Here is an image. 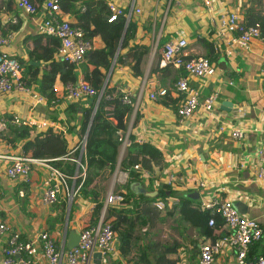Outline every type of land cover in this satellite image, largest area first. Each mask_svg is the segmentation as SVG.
Listing matches in <instances>:
<instances>
[{"label":"crops","instance_id":"crops-1","mask_svg":"<svg viewBox=\"0 0 264 264\" xmlns=\"http://www.w3.org/2000/svg\"><path fill=\"white\" fill-rule=\"evenodd\" d=\"M83 1L87 0L74 2V11L86 9L87 5ZM233 1L212 0L215 11L210 13L201 0H119V4L131 14V20L136 23L134 36L129 43L146 45L149 51L141 60L142 77L134 76L129 65L114 62L107 81L112 86L118 85L124 94L132 98L134 108L128 118L134 116L136 122L141 120L142 124L137 126L144 130L149 140L147 144L154 145L155 139L167 141L166 150L161 152L160 162L153 166L152 171L143 170L141 181L132 182L131 190L136 194L155 196L158 184H167L166 179L169 174H173L176 179L170 185L172 189L199 190L201 202L191 204H199L200 209H206L204 204L214 197L230 199L241 214L261 224L262 237L250 247L254 255H260L264 247V181L256 178V170L259 166H264L257 157V148L264 140V43L261 38H256L248 48L242 49L230 44L231 34L219 30L215 22L218 12L231 10L242 17V11H238L240 8ZM32 2L39 8V0ZM137 8L140 9L138 14L135 13ZM42 12V8H39L36 13L28 14L20 9L18 0H0V31H11L14 34L7 50L21 61L23 79L38 93L36 81L42 78L46 63L30 59L28 50H33L35 45L39 48L47 44L44 37H41L39 45L35 39L42 34L39 31ZM58 18L75 25H79L80 21L76 13L61 8ZM84 26L88 28L89 24L84 23ZM181 37L187 40L185 52L190 57L202 55L217 63L216 59L211 60L212 55L217 58L230 51L221 63L222 69H217L213 76L200 79L188 77L185 71L170 64L161 67L159 64L163 45L169 40ZM91 43L92 49L102 47L98 36L92 37ZM120 49L119 52L122 53L127 51V48ZM55 51L53 58L63 62L56 58ZM84 63L85 61L82 65ZM28 65L34 68L38 66V73L34 75L33 68H28ZM82 65L79 74L84 76ZM157 66L163 70L151 74L152 68ZM179 76L189 78L190 83L198 89L200 100L213 91L219 96L211 111L199 108L182 125L176 121V108L182 96L173 88V83ZM53 84L57 86L56 99L48 102L45 98L33 110L34 116L58 123L62 127L52 131L54 136L51 146L65 145L71 154L77 150L75 147L80 140L76 131H70L69 127H78L79 123L75 119L66 121L64 109L72 101L64 95L59 75H56ZM160 86L167 88V95L155 101L150 100L149 92ZM225 102L228 104H224ZM30 106L27 95L16 90L0 95V118L10 119L14 115L25 117ZM14 129L15 127H9L0 131V217L19 230L25 238H32L40 231L47 230L54 236L58 246L66 251L69 232L74 236L79 233L82 228L81 216L92 210L93 203L88 198L77 195L78 189L67 213V202L63 204L62 196L54 204L45 205L42 200V180L47 170L41 165H34L28 181L9 178L5 171L10 160L6 157L16 154L31 156L32 138L39 133L30 129L27 139H19ZM234 129L243 133L241 139L231 136ZM131 137L135 138V135ZM122 155L119 152L115 168L109 177V189L118 172H125V183L127 181V171L121 169V161H118L119 156L122 160ZM69 185L75 187L76 182L73 180ZM106 194L104 189L100 195L103 201L102 212L107 207ZM166 197V206L178 201ZM153 206L155 207L154 204ZM156 209L160 212L159 218L154 219L151 227L136 229V235L147 233L144 237L146 241L176 243L178 248L171 257L176 258L178 264H199V244L212 242L224 231L220 224L211 235H207L193 225L194 215L183 219L176 212L169 215L166 208ZM2 245L3 242L0 241V259ZM62 264H66L65 261ZM89 264H95L93 258ZM110 264L129 263L118 254ZM211 264H237L234 250L223 244L221 252L214 257Z\"/></svg>","mask_w":264,"mask_h":264},{"label":"built area","instance_id":"built-area-1","mask_svg":"<svg viewBox=\"0 0 264 264\" xmlns=\"http://www.w3.org/2000/svg\"><path fill=\"white\" fill-rule=\"evenodd\" d=\"M39 1V8L43 10L39 31L58 39L59 46L55 51L56 58L69 63L77 75L74 82L62 83L64 95L72 102L85 101L96 95L99 97L98 91L84 80L81 73L79 74L87 52L92 49V43L86 37L84 29L79 25L58 18L59 0ZM201 1L208 12L213 13L215 11L212 0ZM106 5L109 11V22L115 21L119 16L128 18L129 13L119 4V0H106ZM18 6L28 14H34L39 9L32 0H18ZM135 13H140V9H135ZM215 22L220 31L231 34L230 44L239 48L246 49L252 40L260 38L259 28L245 25L237 12L231 10L218 12ZM13 38L14 34L11 31L7 33L0 31V95L16 90L27 95L31 106L25 117L14 115L10 119L0 118V131H5L9 127L19 128L22 126H27L38 132H45L47 129L52 131L62 129L58 123L38 119L34 116L33 110L38 104L45 101V97L23 79L21 63L13 54L8 52L7 49L10 47ZM186 46L187 40L183 37L166 42L161 51L159 65L162 67L170 64L174 68L185 71L188 77L201 79L213 76L217 69H222V61L230 54V51H228L227 55L215 58L217 63H213L206 56H188L185 52ZM224 64H226V61ZM188 77L179 76L173 83L174 90L182 96L176 108V121L180 125L192 118L199 108L211 111L219 97L218 93L213 91L203 100H200L198 89L190 83ZM55 90H57L56 85L53 86V91ZM166 95L167 88L160 86L154 91H150L148 97L150 100L155 101ZM123 102L131 104L134 108L133 100L128 94H124ZM135 120L134 116H131L128 118L126 129L116 131L120 142V156L134 142L138 144L149 142L144 130H140L137 126V124H142L141 120L137 122ZM132 135H135V138H132ZM231 136L235 139H241L243 133L239 129H234L231 131ZM85 143L86 141L83 139L79 141V146L75 147L80 152L78 158H69L68 155L51 159L33 158L23 154L7 156L6 158L10 161L5 173L11 179L28 181L34 165L44 166L47 172L42 180L43 203L52 205L62 196L67 202V213L69 204L80 188L82 181L77 185L78 187L70 186L67 176L49 161L58 159L74 161L77 172L73 176V180L75 182L78 178L83 180L85 178V166L81 163L80 157L84 152ZM154 145L152 146L161 153L166 150L167 141L155 139ZM257 157L264 163V140L257 148ZM138 167V165L134 166L136 169ZM125 178V172L116 173L105 197L106 205L117 204L123 200V196L117 194L115 190L118 185L125 183ZM256 178L264 181L263 165L257 168ZM175 179L173 174H169L166 183L172 185ZM154 205L160 210L166 208V204L162 200L156 201ZM204 208L210 210L211 214L208 225L214 226L219 220L221 229L224 228V231L220 237L212 242L206 241L199 244V264H211L214 257L221 252L223 244L229 245L234 250L237 264H264L263 255L248 257L251 245L258 242L263 234V228L257 220L241 214L230 199L214 197L204 204ZM79 234L80 238L77 246L64 251L58 246L54 236L47 230L40 231L32 238H25L19 230L0 217V241L3 242L0 264H62L64 261L66 264H89L95 252L101 254L100 264H110L111 260L119 254L116 248V234L111 226L105 223L102 211L97 223L88 228H81Z\"/></svg>","mask_w":264,"mask_h":264},{"label":"trees","instance_id":"trees-1","mask_svg":"<svg viewBox=\"0 0 264 264\" xmlns=\"http://www.w3.org/2000/svg\"><path fill=\"white\" fill-rule=\"evenodd\" d=\"M75 1L78 0H60V8L78 15L80 20L78 24L84 29L85 35L90 41L94 36H98L102 41V47L93 48L87 52L85 63L82 65L84 80L95 88L98 94L102 92L100 99L98 100V95H96L85 101L68 102L64 109L67 122L75 119L79 123L78 127L77 125L70 126L69 130H75L80 141L87 134L85 149L80 157L81 163L85 166V178L83 180L78 178L76 186L82 181L77 195L80 194L93 203L92 210L81 216L82 228H88L95 225L101 216L103 201L100 199V195L104 192L102 182L110 177L117 162L120 142L116 131L126 129L128 117L133 110L131 104L123 102L124 92L120 87L110 85L109 81L104 85L105 78L114 58L116 64L129 65L134 76L142 77L143 72L140 64L143 55L148 53L149 47L143 44L129 43L136 30V23L131 18L127 21L126 16H119L113 22L108 21L109 11L106 0L83 1L87 5L83 11L81 9L74 11ZM233 3L242 9L241 20L245 25L259 28L260 38L264 43V0H234ZM84 23H88L89 27L84 26ZM12 27L15 28V25ZM125 28L126 32L120 50L127 48V51L125 53L120 51L116 55ZM41 37L47 40V44L39 46V48L35 45L33 50H28V56L30 59L42 60L46 63L42 78L36 83L39 93L48 102H51L56 99L55 91H53L56 75H59V80L62 83L74 82L77 75L69 63L56 61L53 58V53L59 44L58 39L42 33L35 37L38 45ZM206 42L209 44L208 41ZM212 59L215 60L214 55H212ZM19 62L21 63V61ZM28 68H33L34 75L38 73V66L34 68L28 65ZM158 70L162 71L163 68L154 67L151 74ZM29 131L30 128L27 126L14 129L15 135L19 139H27L30 136ZM53 136L51 129L35 134L30 147L31 157L43 159L65 155H68L69 158L79 157L78 149L69 154L65 145L51 146ZM161 158V153L150 144L134 142L128 146L120 163L121 169L127 171L128 178L125 185L118 186L115 190L117 194L123 196V200L117 204H108L105 209L104 221L111 226L116 234V247L119 255L125 258L129 264H178L177 259L171 257L178 248L176 243L146 241L143 236L136 235V229H142L145 226L151 227L154 219L159 218L160 212L153 204L156 200L167 203L168 198L164 195V191L172 190V186L160 183L157 194L150 197L143 193L136 194L131 190L130 185L134 181H141L142 171H152L153 166L157 165ZM49 163L58 168L67 176L68 182L72 183L77 169L74 161L58 159L49 161ZM135 165L139 167L136 169ZM64 203L66 201L63 199ZM175 212L179 213L183 219L194 215L193 225L207 235H211L215 228L221 224L217 220L214 226H209L210 210L200 209L199 204L192 205L184 200H178L176 203L166 206V213L173 215ZM253 255V251H250L248 257ZM260 255L264 256V247Z\"/></svg>","mask_w":264,"mask_h":264},{"label":"water","instance_id":"water-1","mask_svg":"<svg viewBox=\"0 0 264 264\" xmlns=\"http://www.w3.org/2000/svg\"><path fill=\"white\" fill-rule=\"evenodd\" d=\"M130 16L131 15L128 16V19H130ZM125 32H126V28L124 29L122 37L120 39V43H119L116 55L118 54L119 49L121 47V43H122V40L124 38ZM114 62H115V58H114V60H113V62L111 64V67H110V69H109V71L107 73L104 85L107 83V80H108V77H109V75H110V73L112 71ZM101 94H102V92L100 93V95L98 97V100L100 99ZM224 104H228V102H225ZM84 139L86 141L87 134H86ZM118 161L119 162L121 161V157L120 156H119V160ZM164 195L168 196V197H171V198H174V199L184 200V201H187L189 203H191V202L200 203L201 202L199 190L195 189V188L194 189H190V190H180V189H177V190L176 189L166 190V191H164ZM104 211H103V213H104ZM79 238H80V234L79 233H76V236H74L72 232H69L68 238H67V243H66V249H71V248L77 246V244L79 242ZM92 257H93V260H94L95 264H100L101 254L99 252H95Z\"/></svg>","mask_w":264,"mask_h":264},{"label":"rangeland","instance_id":"rangeland-1","mask_svg":"<svg viewBox=\"0 0 264 264\" xmlns=\"http://www.w3.org/2000/svg\"><path fill=\"white\" fill-rule=\"evenodd\" d=\"M234 6V5H233ZM233 10H235V11H237V9H233ZM238 11H242V9H238ZM78 145H77V147L79 146V141H78V143H77ZM125 154V153H124ZM123 154V155H124ZM122 155V156H123ZM124 176V175H123ZM102 186H103V188L104 189H106V191H107V193H108V191H109V178H107L105 181H103L102 182ZM140 232H144V230H140ZM147 232H149L150 233V230H148ZM167 234V233H166ZM147 235V233L145 234V235H142L143 236V239H144V237Z\"/></svg>","mask_w":264,"mask_h":264}]
</instances>
